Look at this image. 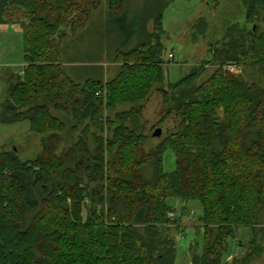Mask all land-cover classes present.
<instances>
[{
    "label": "trees",
    "instance_id": "trees-1",
    "mask_svg": "<svg viewBox=\"0 0 264 264\" xmlns=\"http://www.w3.org/2000/svg\"><path fill=\"white\" fill-rule=\"evenodd\" d=\"M236 1L243 21L231 22L209 45L207 60L164 88L162 11L145 40L129 48L135 32L120 13L123 0H108V18L125 31L115 58L121 65L105 83H78L64 72L59 51L67 31L83 28L100 0H0V25L19 26L25 64L21 75L6 79L0 123L28 121L42 136L32 160L0 150V264H174L170 231L184 237L180 217L196 211L203 247L198 253L196 243L189 245L191 264H248L264 252L257 241L264 31L253 28L264 22V0ZM192 28V39L204 38L210 24L197 18ZM208 64L215 69L202 79ZM229 64L242 75L227 72ZM247 69L259 80L247 81ZM154 91L169 99L157 125H174L159 139L145 133L141 113ZM167 150L175 157L169 173L162 164ZM175 204L179 219L168 216ZM242 228L253 238L224 261L228 239Z\"/></svg>",
    "mask_w": 264,
    "mask_h": 264
},
{
    "label": "rangeland",
    "instance_id": "rangeland-1",
    "mask_svg": "<svg viewBox=\"0 0 264 264\" xmlns=\"http://www.w3.org/2000/svg\"><path fill=\"white\" fill-rule=\"evenodd\" d=\"M100 1V9L92 13L84 31L69 37L63 43L62 50L59 51L58 59L64 69L68 70L69 67L78 64L79 73L77 80L74 79L75 81H82L85 78L96 80L93 77L103 75L104 64H108L106 67L107 77L111 79L121 65L115 58L117 48L123 43L125 31L118 22L108 18L106 0ZM122 5L120 13L126 15L135 32V37L129 48L139 45L145 40L152 31L153 19L162 11L163 60L166 72L164 88L168 87L169 83L177 82L194 66L207 60L209 45L220 38L223 30L231 22L241 23L244 16V9L236 0H123ZM197 18L208 20L210 28L206 37L197 35L192 39V25ZM253 28L257 31H264V22H260L258 26L254 25ZM69 34L67 31V36ZM107 52H110L109 60H106ZM24 65L22 35L19 26L0 25V103L6 96V79L10 76L9 73L18 75L23 71ZM205 69L206 73L202 79L210 76L215 67L208 64ZM242 72V68L239 67V73L236 75H242ZM244 75L249 82L257 81L260 77L258 72L252 69H247ZM143 106L141 113L145 123V133L151 132L152 134L155 129L161 128L163 134L173 128L172 121L162 127L157 125L162 115L165 114L164 112L169 109V99L166 95L154 91ZM127 109L129 106L118 107L119 111ZM59 117L63 118L62 115ZM66 124L69 129L71 123L67 122ZM81 127H78L76 133L67 132L65 134L66 141L62 144L64 147L68 144L69 136L67 135L70 134L71 141L76 140ZM41 137V135H35L29 131L28 121L10 125L0 123V150H14L22 161L32 160L40 153ZM150 147L151 143L147 142L146 150H149ZM162 164L165 172L169 173L174 170L175 157L172 151L164 152ZM196 212L197 215L193 212V215L190 213L189 216H182V218L180 217V207H177L174 213L175 217L176 215L178 218L180 217V227L185 229L184 237H179L173 228L170 231V236L177 241L174 264H191L192 252L189 245L192 243L197 244L198 253L202 251V237L197 234L195 229L199 226L197 222L199 212ZM259 222L257 241L264 247V208L260 214ZM252 238L250 229H240L235 238L228 239L224 261H230L242 252V248H238V243L246 245ZM248 264H264V252L258 257H253Z\"/></svg>",
    "mask_w": 264,
    "mask_h": 264
},
{
    "label": "crops",
    "instance_id": "crops-1",
    "mask_svg": "<svg viewBox=\"0 0 264 264\" xmlns=\"http://www.w3.org/2000/svg\"><path fill=\"white\" fill-rule=\"evenodd\" d=\"M101 2V1H100ZM106 2H107V4H108V0H106ZM107 8H108V14H107V16L109 15V4L107 5ZM100 9V8H99ZM98 9V10H99ZM88 23V22H87ZM87 23L85 24V26L83 27V28H81V29H79V30H77L75 33H70L69 34V36H67L66 38H68V37H71V36H74V35H77V34H79V33H81V32H83L84 31V29L87 27ZM127 29H131L132 30V32H133V29H132V27H130V28H127ZM132 34V33H131ZM22 35V34H21ZM132 44V43H131ZM130 44V45H131ZM129 45V46H130ZM109 54H110V52H107L106 53V56H107V58H106V60H109ZM108 66V64H104L103 65V67H102V73H103V75H99V76H96V77H93V78H96V80H102L104 83L105 82H107L108 80H110V79H108V74H107V67ZM63 67V66H62ZM77 67H78V64H76L75 66H71V67H69L68 68V70H66V68L64 69V72L66 73V75L69 77V78H71L72 80H77L76 78H77V74L79 73V71L77 70ZM109 69V68H108ZM5 71H7V70H5ZM8 72V71H7ZM69 72V73H68ZM22 74V71L18 74V75H21ZM116 74H117V72H116ZM115 74V75H116ZM114 75V76H115ZM113 76V77H114ZM112 77V78H113ZM111 78V79H112ZM86 79V78H85ZM85 79H82V81H76V82H78V83H84L85 81ZM74 80V81H75ZM87 80H94V79H86V81ZM144 106L142 105L141 106V111H142V108H143ZM175 205H177V204H175ZM176 208H177V206H176Z\"/></svg>",
    "mask_w": 264,
    "mask_h": 264
},
{
    "label": "built area",
    "instance_id": "built-area-1",
    "mask_svg": "<svg viewBox=\"0 0 264 264\" xmlns=\"http://www.w3.org/2000/svg\"><path fill=\"white\" fill-rule=\"evenodd\" d=\"M225 70L233 75H236L239 73V67H237L234 64H229L225 67ZM99 95V94H97ZM191 215H193V212L191 213ZM171 219H179L178 216L176 215V217L174 216V213H170L168 215Z\"/></svg>",
    "mask_w": 264,
    "mask_h": 264
},
{
    "label": "water",
    "instance_id": "water-1",
    "mask_svg": "<svg viewBox=\"0 0 264 264\" xmlns=\"http://www.w3.org/2000/svg\"><path fill=\"white\" fill-rule=\"evenodd\" d=\"M161 136H162V129L161 128L155 129L151 135L152 138H158V139L161 138Z\"/></svg>",
    "mask_w": 264,
    "mask_h": 264
}]
</instances>
